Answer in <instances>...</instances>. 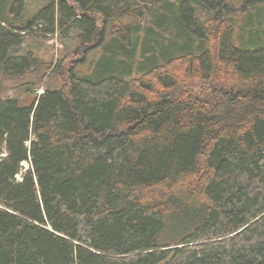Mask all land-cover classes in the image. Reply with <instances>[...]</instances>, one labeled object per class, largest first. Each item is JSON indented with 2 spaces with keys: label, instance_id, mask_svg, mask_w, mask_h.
I'll return each mask as SVG.
<instances>
[{
  "label": "trees",
  "instance_id": "obj_1",
  "mask_svg": "<svg viewBox=\"0 0 264 264\" xmlns=\"http://www.w3.org/2000/svg\"><path fill=\"white\" fill-rule=\"evenodd\" d=\"M263 20L264 0L43 6L93 54L0 97V264H264ZM24 37L0 25L9 75L40 64L9 55Z\"/></svg>",
  "mask_w": 264,
  "mask_h": 264
},
{
  "label": "rangeland",
  "instance_id": "obj_2",
  "mask_svg": "<svg viewBox=\"0 0 264 264\" xmlns=\"http://www.w3.org/2000/svg\"><path fill=\"white\" fill-rule=\"evenodd\" d=\"M50 1L10 0L6 11H0V25L14 33L25 35L20 44L10 49L9 55L19 57L29 53L40 63L23 76L9 75L0 66L1 98H15L22 106H28L46 89L62 87L59 80L61 71L69 76L71 71H77L78 67L93 54L86 52V47H83L76 33L71 35H62L59 32L44 33L41 31V25L33 23V18ZM30 167V161L22 162V170L17 175V180H21V174Z\"/></svg>",
  "mask_w": 264,
  "mask_h": 264
},
{
  "label": "bare ground",
  "instance_id": "obj_3",
  "mask_svg": "<svg viewBox=\"0 0 264 264\" xmlns=\"http://www.w3.org/2000/svg\"><path fill=\"white\" fill-rule=\"evenodd\" d=\"M256 5V4H255ZM153 7V6H152ZM235 13V12H234ZM241 13V12H240ZM233 15V14H232ZM110 23V22H109ZM112 24V23H111ZM138 24V23H137ZM107 25H109V24H107ZM149 26V25H148ZM130 27V26H129ZM142 29V28H141ZM135 32V31H134ZM167 61V60H166Z\"/></svg>",
  "mask_w": 264,
  "mask_h": 264
}]
</instances>
